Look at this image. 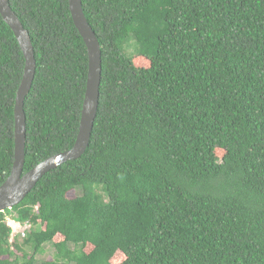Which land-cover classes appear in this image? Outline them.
<instances>
[{
    "label": "trees",
    "instance_id": "16d2710c",
    "mask_svg": "<svg viewBox=\"0 0 264 264\" xmlns=\"http://www.w3.org/2000/svg\"><path fill=\"white\" fill-rule=\"evenodd\" d=\"M8 4L35 58L24 175L74 145L88 58L68 0ZM81 7L101 52L90 142L0 213V264H264V0ZM23 69L0 16V185Z\"/></svg>",
    "mask_w": 264,
    "mask_h": 264
},
{
    "label": "water",
    "instance_id": "95a60500",
    "mask_svg": "<svg viewBox=\"0 0 264 264\" xmlns=\"http://www.w3.org/2000/svg\"><path fill=\"white\" fill-rule=\"evenodd\" d=\"M69 12L87 51L88 72L82 102L78 133L74 145L68 151L51 156L23 175L25 162L26 126L24 101L35 75V58L27 31L11 11L8 0H0V16L16 38L24 58L23 75L14 105V155L8 178L0 185V213L19 205L36 183L47 173L69 161L78 160L86 151L99 103L101 82V52L98 40L89 26L81 7V0H68Z\"/></svg>",
    "mask_w": 264,
    "mask_h": 264
},
{
    "label": "rangeland",
    "instance_id": "374dc122",
    "mask_svg": "<svg viewBox=\"0 0 264 264\" xmlns=\"http://www.w3.org/2000/svg\"><path fill=\"white\" fill-rule=\"evenodd\" d=\"M134 52L135 51H133V53ZM133 53H130V52L127 51L126 56L132 55ZM76 194H77V196L80 195V193L78 191L76 192ZM7 222H8V225L13 230V232L15 231V233H16V231H18V227H17L18 225L14 224V222L10 218L7 220ZM53 253L54 252H53L52 248L49 245H45L42 254L38 255L37 259H38V261L46 260L48 258H51L53 256Z\"/></svg>",
    "mask_w": 264,
    "mask_h": 264
},
{
    "label": "built area",
    "instance_id": "2783aa9c",
    "mask_svg": "<svg viewBox=\"0 0 264 264\" xmlns=\"http://www.w3.org/2000/svg\"><path fill=\"white\" fill-rule=\"evenodd\" d=\"M13 222H14V224H17L18 225L17 226L18 227V231H16V233H15V231L13 232V230L11 229L12 230V237L19 236L20 238H24L25 237L26 230L28 229V227L27 226H21L19 223L15 222V221H13Z\"/></svg>",
    "mask_w": 264,
    "mask_h": 264
}]
</instances>
